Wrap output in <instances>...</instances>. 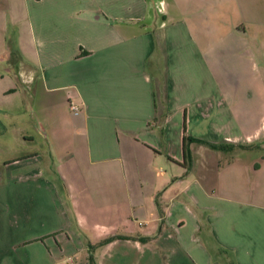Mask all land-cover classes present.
Segmentation results:
<instances>
[{"label": "crops", "instance_id": "0c3cea01", "mask_svg": "<svg viewBox=\"0 0 264 264\" xmlns=\"http://www.w3.org/2000/svg\"><path fill=\"white\" fill-rule=\"evenodd\" d=\"M17 94L0 264H264V0H0Z\"/></svg>", "mask_w": 264, "mask_h": 264}, {"label": "rangeland", "instance_id": "374dc122", "mask_svg": "<svg viewBox=\"0 0 264 264\" xmlns=\"http://www.w3.org/2000/svg\"><path fill=\"white\" fill-rule=\"evenodd\" d=\"M20 98L22 100L23 96L18 94L12 96L10 117L0 116V160L21 157V154L39 146L40 140L35 134L31 121L21 111L26 104L23 100L20 101ZM24 136H31L33 141L23 139ZM242 154L245 153L242 152Z\"/></svg>", "mask_w": 264, "mask_h": 264}, {"label": "trees", "instance_id": "16d2710c", "mask_svg": "<svg viewBox=\"0 0 264 264\" xmlns=\"http://www.w3.org/2000/svg\"><path fill=\"white\" fill-rule=\"evenodd\" d=\"M194 140V139H193ZM194 141H197L199 143H202L206 146H209L210 148H213V149H217L221 152H227V151H230L232 149L231 146H224V145H210L204 141H200V140H194ZM119 238H130V237H125V236H110V237H107L105 239H102L100 240L99 242H97L95 245H92V246H88L87 249H88V255H87V258H86V264H95L94 263V260L92 258V255H91V251L94 249V248H97V247H101L115 239H119ZM139 241L141 242H144L145 239H142V238H138Z\"/></svg>", "mask_w": 264, "mask_h": 264}, {"label": "built area", "instance_id": "2783aa9c", "mask_svg": "<svg viewBox=\"0 0 264 264\" xmlns=\"http://www.w3.org/2000/svg\"><path fill=\"white\" fill-rule=\"evenodd\" d=\"M68 108H69V111H70L71 113H73L74 115L78 112V109H77L76 105L69 104V105H68ZM64 264H70V261L67 260Z\"/></svg>", "mask_w": 264, "mask_h": 264}]
</instances>
